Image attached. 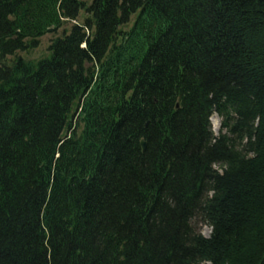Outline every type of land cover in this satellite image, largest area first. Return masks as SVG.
<instances>
[{
	"label": "trees",
	"instance_id": "trees-1",
	"mask_svg": "<svg viewBox=\"0 0 264 264\" xmlns=\"http://www.w3.org/2000/svg\"><path fill=\"white\" fill-rule=\"evenodd\" d=\"M0 264H264V0H0Z\"/></svg>",
	"mask_w": 264,
	"mask_h": 264
},
{
	"label": "rangeland",
	"instance_id": "rangeland-1",
	"mask_svg": "<svg viewBox=\"0 0 264 264\" xmlns=\"http://www.w3.org/2000/svg\"><path fill=\"white\" fill-rule=\"evenodd\" d=\"M88 1H91V0H88ZM61 31H62V29L59 30V32L56 36L61 34ZM54 38H55L54 34H48V35L44 36L41 39V44H40L39 48L37 50H35L32 54H29L30 55L29 57H33V58L37 57L38 58V57H41L42 55L46 54L48 46L50 45L51 41ZM210 123H211L212 130H213L214 134L218 135L220 133V129H221L222 118L218 114H214L210 117ZM215 167L217 168V165H215ZM199 230L204 236H209L211 233V228L206 223H204L202 221H199Z\"/></svg>",
	"mask_w": 264,
	"mask_h": 264
},
{
	"label": "water",
	"instance_id": "water-1",
	"mask_svg": "<svg viewBox=\"0 0 264 264\" xmlns=\"http://www.w3.org/2000/svg\"><path fill=\"white\" fill-rule=\"evenodd\" d=\"M141 145H142L143 149H145L146 148V141L142 140L141 141ZM206 237H209V236H206Z\"/></svg>",
	"mask_w": 264,
	"mask_h": 264
}]
</instances>
